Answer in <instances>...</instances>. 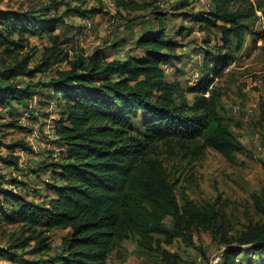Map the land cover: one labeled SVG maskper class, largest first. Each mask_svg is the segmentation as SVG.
Masks as SVG:
<instances>
[{"label": "trees", "instance_id": "16d2710c", "mask_svg": "<svg viewBox=\"0 0 264 264\" xmlns=\"http://www.w3.org/2000/svg\"><path fill=\"white\" fill-rule=\"evenodd\" d=\"M120 1V6L128 7ZM210 2L213 9L203 22L218 29L223 41L218 49L222 57L212 73L215 76L217 68L228 67L233 60L229 49L232 38L241 45L258 13L264 22V0ZM88 4L89 0H41L39 9L47 18L41 22L32 15L35 9L22 14L23 19L16 11H6V15L0 11V49L7 57L23 53L29 46L27 34L49 33L72 13H98L88 9ZM46 22L48 25H43ZM57 40L53 38L52 54L42 65L29 70L27 61L21 60L14 69H6V80L1 79L0 70V107L8 108L23 103L29 94L10 83L11 77L20 75L16 70L34 76L63 61L69 65L52 81L58 87L56 96L64 103L56 128L64 148L59 159L49 165L52 183L47 189L53 195L40 205L0 185V220L22 224L34 233L30 240L39 244L46 232L69 230L62 264H108L119 244L130 237H137L142 248L153 250L161 246L158 236L168 241L181 236L198 212L188 200L180 206L161 148L180 147L200 155L209 146L228 160L244 151L242 142L220 116L214 93L207 96L213 80L205 79L197 86L196 102L191 106L187 91L177 82L169 83L163 69L168 56L175 55L182 44L160 32H150L137 41L143 51L140 56L110 62L90 59L87 65L85 59L71 60ZM141 114L145 115L142 131L133 125ZM16 147L27 148L16 143L11 149ZM16 182L11 179L8 183L16 187ZM5 204H10V209ZM169 218L172 225L166 227ZM246 238L250 236L242 237L239 245L249 247L242 250L234 247L233 241H226L219 264H255L252 256L264 252V237ZM247 251L250 258L241 261ZM18 264L54 263L38 259Z\"/></svg>", "mask_w": 264, "mask_h": 264}, {"label": "rangeland", "instance_id": "374dc122", "mask_svg": "<svg viewBox=\"0 0 264 264\" xmlns=\"http://www.w3.org/2000/svg\"><path fill=\"white\" fill-rule=\"evenodd\" d=\"M124 1L127 8L120 6V0H89L88 9H96L98 13L88 16L72 13L49 33L27 34L28 48L15 57L5 56L0 49L1 79L6 80L3 76L6 69H14L21 60L27 61L29 70L42 65L52 54L54 37H58L60 49L68 52L71 60L85 59L86 65L90 59L110 62L142 55L137 41L153 31L180 42L182 47L175 55L168 56L163 65L167 81L179 83L194 106L195 89L205 79H212L207 96L214 93L220 116L242 142L244 151L228 160L209 146L200 155L180 147L173 150L162 147L161 154L180 206L186 200L194 203L198 216L181 236L169 241L158 236L161 246L157 249L142 248L137 237L124 240L108 264H214L216 260L219 264L226 241H233V246L242 250L249 247L239 245L242 237L250 236L246 239L251 240L264 237L263 15L258 13L259 18L250 23L241 45L232 38L229 49L233 60L228 67L217 68L218 74L213 76L222 57L218 49L223 41L218 29L203 22L213 9L210 0ZM40 3L41 0H0L1 15L16 11L23 19L22 14L35 9L32 15L40 22L47 21L40 12ZM65 41L69 42L63 44ZM68 69L67 61H63L34 76L16 70L20 75L11 77L10 83L27 89L29 94L23 97V103L0 107V185L40 205H45L53 195L47 189L52 183L49 165L59 159L64 148L56 135L64 103L56 96L58 87L52 81ZM252 104H257V108ZM235 105L241 106L240 112L234 111ZM144 119L145 115L141 114L134 120V127L142 131ZM16 143H24L27 148L11 149ZM201 146H204L203 140ZM11 179L18 181L16 187L8 183ZM5 208L10 209V204H5ZM171 225L169 218L165 226ZM68 233L69 230L46 232L44 242L39 244L30 240L34 233L22 224L0 220V264L38 259L62 264ZM243 255L241 261L250 258L249 251ZM252 258V263L263 264L264 252Z\"/></svg>", "mask_w": 264, "mask_h": 264}, {"label": "built area", "instance_id": "2783aa9c", "mask_svg": "<svg viewBox=\"0 0 264 264\" xmlns=\"http://www.w3.org/2000/svg\"><path fill=\"white\" fill-rule=\"evenodd\" d=\"M230 68H231V66L228 68V70H230ZM234 111L237 113V112H240V110H241V106L240 105H235L234 107ZM248 112H250V113H252L253 112V110L252 109H248ZM258 137H259V135H257V140H258ZM256 140V141H257ZM259 148H261V147H259ZM214 264H218V261L216 260L215 262H214Z\"/></svg>", "mask_w": 264, "mask_h": 264}, {"label": "crops", "instance_id": "0c3cea01", "mask_svg": "<svg viewBox=\"0 0 264 264\" xmlns=\"http://www.w3.org/2000/svg\"><path fill=\"white\" fill-rule=\"evenodd\" d=\"M253 106H255L257 108V104H252Z\"/></svg>", "mask_w": 264, "mask_h": 264}]
</instances>
